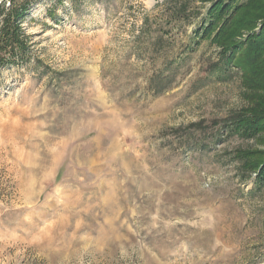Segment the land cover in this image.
I'll return each instance as SVG.
<instances>
[{
	"label": "rangeland",
	"instance_id": "rangeland-1",
	"mask_svg": "<svg viewBox=\"0 0 264 264\" xmlns=\"http://www.w3.org/2000/svg\"><path fill=\"white\" fill-rule=\"evenodd\" d=\"M208 6L26 15L28 56L0 67V264H264V184L237 159L264 162V130L226 122L247 103L237 69L213 73Z\"/></svg>",
	"mask_w": 264,
	"mask_h": 264
},
{
	"label": "trees",
	"instance_id": "trees-1",
	"mask_svg": "<svg viewBox=\"0 0 264 264\" xmlns=\"http://www.w3.org/2000/svg\"><path fill=\"white\" fill-rule=\"evenodd\" d=\"M39 1L42 0H0V67L19 64L27 58L22 26ZM196 1L209 4L199 26L201 35L204 39L211 37L210 41L220 49L213 73L229 67L241 73L247 106L226 122L242 137L254 138L264 130V0ZM185 4L181 5L182 12ZM241 34L246 38L237 42ZM259 154L242 151L237 159L240 173L255 174V183L263 185L264 162L258 160Z\"/></svg>",
	"mask_w": 264,
	"mask_h": 264
}]
</instances>
